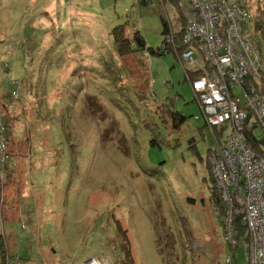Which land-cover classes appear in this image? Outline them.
<instances>
[{
	"label": "rangeland",
	"instance_id": "374dc122",
	"mask_svg": "<svg viewBox=\"0 0 264 264\" xmlns=\"http://www.w3.org/2000/svg\"><path fill=\"white\" fill-rule=\"evenodd\" d=\"M227 3L247 7L264 59V0ZM162 19L180 24L168 0H0L3 224L15 264H123L118 226L133 264H247L240 240L230 249L207 168L218 131L204 126L174 52L152 53Z\"/></svg>",
	"mask_w": 264,
	"mask_h": 264
},
{
	"label": "built area",
	"instance_id": "2783aa9c",
	"mask_svg": "<svg viewBox=\"0 0 264 264\" xmlns=\"http://www.w3.org/2000/svg\"><path fill=\"white\" fill-rule=\"evenodd\" d=\"M168 1L175 4L177 19L183 24L168 25L160 51L167 54L171 50L177 56L205 126L210 132L223 127L224 140L213 149L209 164L216 190L227 207L226 239L235 250L231 219L236 214L248 234L241 243L247 264H264V145L253 150L245 133L248 129L253 132L252 126L257 124L264 134V59L248 31L250 13L244 4L229 5L227 0ZM17 96L14 89L10 98ZM6 133L0 114V244H5L6 251L2 259L0 245V264H15L7 253L2 220ZM230 262L231 256L226 258Z\"/></svg>",
	"mask_w": 264,
	"mask_h": 264
},
{
	"label": "trees",
	"instance_id": "16d2710c",
	"mask_svg": "<svg viewBox=\"0 0 264 264\" xmlns=\"http://www.w3.org/2000/svg\"><path fill=\"white\" fill-rule=\"evenodd\" d=\"M141 3L142 4H145V0H141ZM161 23H162V32H161V34L164 35L168 31V25L169 24L166 23V21L164 19L161 20ZM180 24H183V22L180 21ZM111 36L113 37L114 43L117 45L119 52L121 54H125L127 52L126 45H128V40L125 39L124 33H123V31H121L120 27H115L112 30V32H111ZM133 40H134L133 41V46L135 48L139 47V48H141L142 51H144L145 43H144L143 39L138 34H135L133 36ZM260 42H261V45L263 46L264 45V42L262 41V39H260ZM259 50L261 52V49L260 48H259ZM160 52H161L160 51V47H159V49L156 52H153L152 51V53H155V54H158ZM162 54H164V53H162ZM261 54H262V52H261ZM5 65L6 64H3V65L0 64V71L2 72V74L4 76L5 75H8V73L10 72L9 68H6ZM7 67H8V65H7ZM20 85L21 84L19 82H15L14 81V84L11 87V92L15 89V91H17V93H18V96H17L16 99H11L10 98L11 92H10L9 98L11 100L14 101V100H17L19 98V92H20V89H21V86ZM0 100H1V95H0ZM182 120L183 119H181V121ZM4 122H6V121L4 120ZM204 126H205V124H204ZM252 129H253V132L250 131L249 129L246 130V132H245L246 133V142L249 145V147H251L253 150H256L257 147H258V144H263L264 145V136H263V138H259L257 136V133H256V130H258L257 124H254L252 126ZM213 130H217L218 131V134H219V140H215V142L217 141V143L221 144L223 142V140H224V139H221L222 138L221 135H223V127L221 129H213ZM7 134H9V133H6V135ZM214 139H215V137H214ZM210 156H211V152L209 151V156H207V160H208V158ZM207 168L209 170L208 165H207ZM209 175H210V172H209ZM215 195H216V198H214V199H215L216 203H219L220 202V203L223 204V213L226 216V213H227V207H226V205L221 201V199H220V197H219V195L217 193H215ZM6 211H7V208L3 209V211H2V220H3V222L9 221L8 217L6 216L7 215ZM223 222H224L223 224H224V229H225L224 232H225V236H226L225 218H224V221ZM231 223L233 225L232 226L233 231L236 234V242H237V240H240L241 241L240 243L246 242L247 239H248V236H247L248 234H247L246 226H245L243 220L241 219V217L238 216V215H236V214H233L232 215V219H231ZM117 229H118V235L121 238L122 245H123V249H124V261L125 262L123 264H133V259L131 257L130 250L128 248V241H127V238H126L125 231H122V229H121L120 226H118ZM0 245L2 247V249H1L2 257L1 258L4 259V256H5V253H6V251H5V244L2 242ZM7 253H8V251H7ZM8 256H9V254H8Z\"/></svg>",
	"mask_w": 264,
	"mask_h": 264
},
{
	"label": "bare ground",
	"instance_id": "6f19581e",
	"mask_svg": "<svg viewBox=\"0 0 264 264\" xmlns=\"http://www.w3.org/2000/svg\"><path fill=\"white\" fill-rule=\"evenodd\" d=\"M208 167H209V172H210V175H211V166L209 164V158H208ZM211 178H212V176H211ZM212 180H213V178H212ZM213 182H214V180H213Z\"/></svg>",
	"mask_w": 264,
	"mask_h": 264
},
{
	"label": "flooded vegetation",
	"instance_id": "af4514ba",
	"mask_svg": "<svg viewBox=\"0 0 264 264\" xmlns=\"http://www.w3.org/2000/svg\"><path fill=\"white\" fill-rule=\"evenodd\" d=\"M214 184H215V182H214ZM215 189H216V185H215Z\"/></svg>",
	"mask_w": 264,
	"mask_h": 264
}]
</instances>
